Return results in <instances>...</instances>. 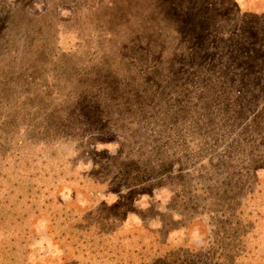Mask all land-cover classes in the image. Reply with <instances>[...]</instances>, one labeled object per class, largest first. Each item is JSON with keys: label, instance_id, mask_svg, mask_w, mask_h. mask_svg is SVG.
<instances>
[{"label": "rangeland", "instance_id": "374dc122", "mask_svg": "<svg viewBox=\"0 0 264 264\" xmlns=\"http://www.w3.org/2000/svg\"><path fill=\"white\" fill-rule=\"evenodd\" d=\"M0 264H264V0H0Z\"/></svg>", "mask_w": 264, "mask_h": 264}]
</instances>
